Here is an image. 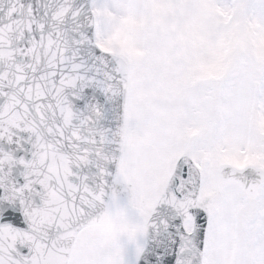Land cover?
Masks as SVG:
<instances>
[{
  "label": "snow or ice",
  "instance_id": "6c2138e0",
  "mask_svg": "<svg viewBox=\"0 0 264 264\" xmlns=\"http://www.w3.org/2000/svg\"><path fill=\"white\" fill-rule=\"evenodd\" d=\"M0 264H264V0H0Z\"/></svg>",
  "mask_w": 264,
  "mask_h": 264
}]
</instances>
